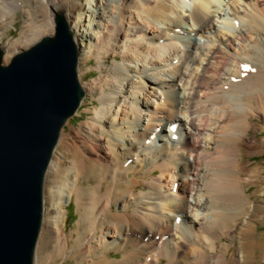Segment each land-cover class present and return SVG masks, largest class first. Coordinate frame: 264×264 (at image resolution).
<instances>
[{
    "label": "bare ground",
    "instance_id": "bare-ground-1",
    "mask_svg": "<svg viewBox=\"0 0 264 264\" xmlns=\"http://www.w3.org/2000/svg\"><path fill=\"white\" fill-rule=\"evenodd\" d=\"M60 3L80 57L96 61L98 77L81 85L99 106L75 140L61 141L80 159L50 161L34 264L69 254L77 264L264 262V236L245 237L256 225L239 148L264 113V0H0L3 64L54 35ZM17 9L20 35L4 41Z\"/></svg>",
    "mask_w": 264,
    "mask_h": 264
},
{
    "label": "water",
    "instance_id": "water-1",
    "mask_svg": "<svg viewBox=\"0 0 264 264\" xmlns=\"http://www.w3.org/2000/svg\"><path fill=\"white\" fill-rule=\"evenodd\" d=\"M67 12L58 7L54 35L8 64L0 49V264H34L49 164L84 99Z\"/></svg>",
    "mask_w": 264,
    "mask_h": 264
},
{
    "label": "rangeland",
    "instance_id": "rangeland-1",
    "mask_svg": "<svg viewBox=\"0 0 264 264\" xmlns=\"http://www.w3.org/2000/svg\"><path fill=\"white\" fill-rule=\"evenodd\" d=\"M222 4V3H221ZM62 3L58 4L57 6L60 8ZM88 8V5H86ZM24 7L28 8V4L25 2ZM57 7V8H58ZM221 7V6H220ZM23 8V7H22ZM90 9H92L90 7ZM86 11V9H85ZM41 12L44 14V10H41ZM51 12V11H50ZM15 20L12 21L10 24H8L5 27V31L3 32L2 39L4 41L7 40H15L20 35V29L22 26V23L24 21V15L22 9H17L14 12ZM52 14V12H51ZM84 20V17H83ZM45 23L47 22L46 16L43 15V21H39V23ZM76 40V39H75ZM77 42V40H76ZM113 60L112 57H108L105 62L111 63ZM10 62V61H9ZM8 62V63H9ZM96 61L94 58H91L88 62H86L83 57L79 55V63H78V73L80 78L82 79L81 82H88L92 79H95L98 77L99 72L95 68ZM96 96L91 94H86L84 103L81 104L78 112L76 115L67 123V125L64 127L60 141L56 147V150L53 154V157L57 156H64L66 161H63L64 166H68L67 161L73 160V158L80 159V156L78 152L75 151V148L71 149L72 151L67 153L66 152V146L62 144V140H64V143H67L69 139L75 140L74 134H76L79 130L83 128V123L87 118L92 114L89 112H92L94 106H99V103L95 99ZM89 111V112H87ZM261 110H257L251 117V126L246 132V135L244 139H242L239 143L240 152L242 155V162L247 164L246 171H243L240 173L242 179L249 180L251 183L249 185H246L247 194H249L250 197V203L247 207V217L251 216L254 221H250V225H256V232L254 234L248 233V235H245V237L249 236L250 234L253 237H260L263 238L264 236V113ZM251 137H253V141H255L253 149H247L245 147V139L250 140ZM77 141V140H76ZM67 153V154H65ZM90 167L93 166L92 162H89ZM97 171L99 170V167H96ZM49 172L46 175L45 178V188H44V202L46 199V189L47 188V182L49 181ZM65 176V171L61 170V172L57 175V179L54 183V186L59 188V186L62 184L63 180L61 179ZM86 176L90 177V183L97 182V179L99 178L100 174H98L94 169H90V171L86 174ZM65 180V179H64ZM81 181H84V178H81ZM89 183L85 181V185H88ZM140 188L146 189L145 186H141ZM65 190V188H64ZM60 193V192H59ZM66 193L62 192L58 195V200L56 203H54L53 207L60 209L62 208L61 201L64 200V196ZM254 208L256 209L254 211ZM54 209V211L56 210ZM67 214H66V223H65V232L67 234H70L72 232L76 219L78 218L77 212H76V206L74 198L71 200V202L66 206ZM53 211V210H52ZM254 211V212H253ZM55 213V212H54ZM242 221V220H241ZM250 241V240H249ZM233 245V250H237L236 253H238V241L232 239L230 242ZM70 253L69 251L67 252ZM257 254V253H256ZM72 255H68V257L63 259H56V261L50 260L44 264H77V260L75 258L71 259ZM114 256H119V254H116ZM257 264H263V259L261 260L257 255Z\"/></svg>",
    "mask_w": 264,
    "mask_h": 264
}]
</instances>
